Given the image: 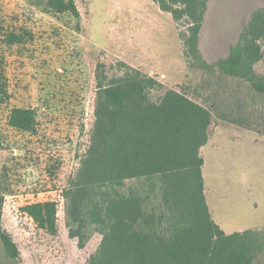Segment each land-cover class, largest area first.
<instances>
[{"label": "rangeland", "instance_id": "374dc122", "mask_svg": "<svg viewBox=\"0 0 264 264\" xmlns=\"http://www.w3.org/2000/svg\"><path fill=\"white\" fill-rule=\"evenodd\" d=\"M40 2L0 0V20L32 35L8 54L10 107H32L39 115L38 133L30 135L8 127L10 107L0 111V192L14 191L5 195L3 227L21 255L4 264H88L100 246L99 234L83 249L70 238L62 190L90 144L97 68L104 64L109 77L121 75L120 61L162 83L158 95L172 89L211 111L210 140L201 155L212 218L227 234H264V94L195 64L182 39L186 20L175 22L153 0H75L78 21L46 13ZM261 7L264 0H212L200 41L203 60L226 59ZM260 44L264 52V39ZM255 71L264 79V58ZM56 164L52 178L46 168ZM6 168L10 177L2 188ZM47 201L57 206L54 235L21 210Z\"/></svg>", "mask_w": 264, "mask_h": 264}, {"label": "trees", "instance_id": "16d2710c", "mask_svg": "<svg viewBox=\"0 0 264 264\" xmlns=\"http://www.w3.org/2000/svg\"><path fill=\"white\" fill-rule=\"evenodd\" d=\"M212 0H153L186 20V55L203 70L248 82L264 94L255 66L264 58V7L254 10L229 56L208 65L200 51L205 17ZM44 12L80 20L75 0H43ZM32 35L0 20V111L10 107L8 57ZM193 63V64H194ZM121 75L96 73L94 123L90 144L62 190L71 239L83 249L94 234L102 236L88 264H263L264 234L257 229L227 234L213 220L205 195L202 150L209 143L212 113L186 95L125 62ZM9 128L38 133V110L10 107ZM0 132V146H2ZM59 165L46 170L55 177ZM4 170V183L9 181ZM11 185V184H10ZM3 188V187H2ZM0 192V264L20 260V250L3 227L5 195ZM10 190V191H9ZM42 230L55 234L57 206L52 201L24 205Z\"/></svg>", "mask_w": 264, "mask_h": 264}]
</instances>
